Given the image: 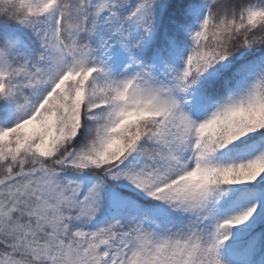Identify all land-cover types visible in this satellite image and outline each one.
I'll list each match as a JSON object with an SVG mask.
<instances>
[{
  "label": "snow or ice",
  "instance_id": "obj_1",
  "mask_svg": "<svg viewBox=\"0 0 264 264\" xmlns=\"http://www.w3.org/2000/svg\"><path fill=\"white\" fill-rule=\"evenodd\" d=\"M0 264H264V0H0Z\"/></svg>",
  "mask_w": 264,
  "mask_h": 264
}]
</instances>
